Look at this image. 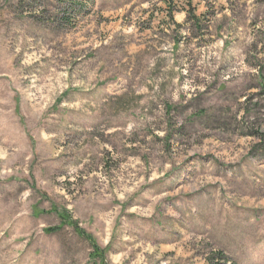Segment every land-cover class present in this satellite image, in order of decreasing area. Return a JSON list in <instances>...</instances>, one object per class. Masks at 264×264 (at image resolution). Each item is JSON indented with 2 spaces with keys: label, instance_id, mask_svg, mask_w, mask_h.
Here are the masks:
<instances>
[{
  "label": "rangeland",
  "instance_id": "rangeland-1",
  "mask_svg": "<svg viewBox=\"0 0 264 264\" xmlns=\"http://www.w3.org/2000/svg\"><path fill=\"white\" fill-rule=\"evenodd\" d=\"M102 263L264 264V0H0V264Z\"/></svg>",
  "mask_w": 264,
  "mask_h": 264
},
{
  "label": "trees",
  "instance_id": "trees-1",
  "mask_svg": "<svg viewBox=\"0 0 264 264\" xmlns=\"http://www.w3.org/2000/svg\"><path fill=\"white\" fill-rule=\"evenodd\" d=\"M67 225H69V224H67ZM74 229H75L76 232L79 233V234L84 233V231H83L82 229H80L79 227H77L76 224L74 225ZM84 234H85V233H84ZM89 236H90V235H89ZM88 240L91 242L92 246H94V248H95V250H96L97 247L95 246V242H94V240H91V239H88ZM102 264H105V263H102Z\"/></svg>",
  "mask_w": 264,
  "mask_h": 264
}]
</instances>
